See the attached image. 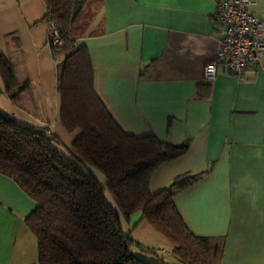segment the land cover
Masks as SVG:
<instances>
[{"label":"crops","instance_id":"1","mask_svg":"<svg viewBox=\"0 0 264 264\" xmlns=\"http://www.w3.org/2000/svg\"><path fill=\"white\" fill-rule=\"evenodd\" d=\"M217 1L87 0L93 34L78 42L89 54L95 92L125 132L186 144L154 170L150 191L204 172L174 196L184 223L197 236L222 239L220 264H264V58L240 78L222 68L213 79L203 78L220 35ZM249 10L264 22V0H252ZM46 12L42 0H0V56L13 64L17 85L25 86L15 101L1 91L20 112L17 123L47 128L66 149L81 130L69 132L60 120L56 64L62 57L47 44ZM9 107L0 110L8 115ZM34 209L35 202L0 173V264H38L37 240L24 223ZM123 227L163 263L172 257L174 243L140 212Z\"/></svg>","mask_w":264,"mask_h":264},{"label":"trees","instance_id":"2","mask_svg":"<svg viewBox=\"0 0 264 264\" xmlns=\"http://www.w3.org/2000/svg\"><path fill=\"white\" fill-rule=\"evenodd\" d=\"M42 2L44 19L58 24L62 41L51 47L55 58L62 57L56 64L60 120L69 132L81 130L66 150L83 167L62 152L61 141L47 128L21 125L0 110V173L35 202L24 223L37 240L38 264H164L156 251L141 247L124 229L123 222L135 212L174 243L170 253L178 264H220L222 239L195 235L174 204L177 192L204 172L176 177L155 192L149 189L154 170L182 154L186 144L172 146L153 135L125 132L95 92L89 54L78 42L91 33L89 3ZM0 75L2 91L15 101L25 86L17 85L14 66L3 56Z\"/></svg>","mask_w":264,"mask_h":264},{"label":"built area","instance_id":"3","mask_svg":"<svg viewBox=\"0 0 264 264\" xmlns=\"http://www.w3.org/2000/svg\"><path fill=\"white\" fill-rule=\"evenodd\" d=\"M252 0H218L216 16L220 22L215 55L203 66V78L213 79L219 68L237 77L262 66L264 22L249 7ZM47 44L62 45L58 24L47 17Z\"/></svg>","mask_w":264,"mask_h":264},{"label":"rangeland","instance_id":"4","mask_svg":"<svg viewBox=\"0 0 264 264\" xmlns=\"http://www.w3.org/2000/svg\"><path fill=\"white\" fill-rule=\"evenodd\" d=\"M3 89V81H2V78H1V75H0V91ZM0 101H1V104L0 106L4 108V106H10L7 111H4L5 113H7L9 115V117L13 118V119H16V117L18 116V114H20V112H18V110L16 109V105L15 103L11 102V101H5L6 99L3 97V92L1 91L0 92ZM5 102V103H4ZM9 111V112H8ZM22 123H25V122H22ZM60 149L62 150V152L70 159L74 160L78 165H80L81 167H83L82 163L79 162L77 159H75L72 155H71V152H69L68 150L64 149V148H61ZM98 177L101 176L102 178V175H100L99 173L95 172ZM108 199L111 201L112 204H114L113 202V199L111 197V195L109 194V192H105ZM135 254L138 255V252L135 251ZM162 259V257H160ZM178 264V261L175 259V257H170V259L168 258H165L164 259V264Z\"/></svg>","mask_w":264,"mask_h":264}]
</instances>
